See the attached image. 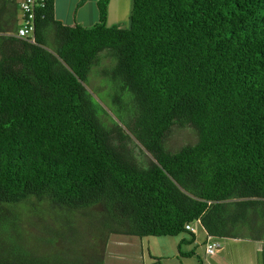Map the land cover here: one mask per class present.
Listing matches in <instances>:
<instances>
[{
  "label": "trees",
  "instance_id": "16d2710c",
  "mask_svg": "<svg viewBox=\"0 0 264 264\" xmlns=\"http://www.w3.org/2000/svg\"><path fill=\"white\" fill-rule=\"evenodd\" d=\"M54 2L32 44L15 35L16 0H0V264H52L7 214L45 202L98 216L107 237L193 241L200 220L214 238L264 241V0H133L128 28L108 25L110 0L91 27L57 21ZM105 51L120 121L86 85ZM176 126L197 142L170 151Z\"/></svg>",
  "mask_w": 264,
  "mask_h": 264
},
{
  "label": "rangeland",
  "instance_id": "374dc122",
  "mask_svg": "<svg viewBox=\"0 0 264 264\" xmlns=\"http://www.w3.org/2000/svg\"><path fill=\"white\" fill-rule=\"evenodd\" d=\"M98 1L100 0H89L90 6L94 7L95 2ZM132 4L133 0H111L108 7L113 11L111 14L109 11V26L118 25L128 28ZM18 19L20 22L19 17ZM108 52L105 51L102 54L99 65L91 71L86 85L94 99L106 112L120 121L121 109L113 101L117 86L111 78L104 75L106 70L115 66V61ZM126 96L130 97V94L127 93ZM125 102L128 103L126 100ZM128 107L132 108V105L128 104ZM102 119L111 125L108 117L104 115ZM197 140V134L192 128L176 126L166 145L170 151L175 152L185 145L196 143ZM130 143L139 157L144 160L152 158V155L142 149L134 137ZM45 203L42 204L44 206L37 205V209L27 204L18 208L14 214L10 212L7 214L12 218L19 216L21 231L19 235L13 233L15 241L26 250H35L39 255L44 254L45 257H50L52 264L66 262L97 264L100 254L106 264H199L200 259L205 258L203 243L206 236L200 225L196 226L197 230H200V233L196 234V244L188 242L183 243L181 247L183 253L194 252V254L182 256L179 246L183 239L190 240L187 233L178 237L139 238L110 234L107 237L108 231L101 225L98 216L53 209ZM36 211H38L37 214ZM214 241L223 247L222 251L221 249L219 251L225 259L238 258L240 245L235 244L233 240L222 238Z\"/></svg>",
  "mask_w": 264,
  "mask_h": 264
},
{
  "label": "crops",
  "instance_id": "0c3cea01",
  "mask_svg": "<svg viewBox=\"0 0 264 264\" xmlns=\"http://www.w3.org/2000/svg\"><path fill=\"white\" fill-rule=\"evenodd\" d=\"M111 1V0H110ZM99 2V1H98ZM98 2H95V6H90L89 0H55L54 2V16L57 21L62 22L66 26L81 25L83 27H91L97 23L99 20V9ZM110 3V2H109ZM109 11L110 14L112 10L108 7V25H109ZM96 15V17H95ZM111 17V16H110ZM93 24V25H92ZM111 26V25H110ZM200 233V230L199 232ZM203 234L206 236L204 239V249L205 243L207 241V235L203 229ZM190 240L183 239L184 243H190ZM218 239V238H217ZM225 239V238H224ZM238 246V258L225 259L221 254L223 247L221 246V251H218L214 256H208L205 253L204 260L200 259L201 264H264V241H252L246 239H231ZM197 240V236H196ZM195 239L192 244H196ZM201 237L199 238V241ZM199 261V264H200Z\"/></svg>",
  "mask_w": 264,
  "mask_h": 264
},
{
  "label": "built area",
  "instance_id": "2783aa9c",
  "mask_svg": "<svg viewBox=\"0 0 264 264\" xmlns=\"http://www.w3.org/2000/svg\"><path fill=\"white\" fill-rule=\"evenodd\" d=\"M47 0H16L20 9V22L16 32V37L24 39L32 44H36V20L37 12L40 7L45 6ZM201 226V221L197 220L194 223L188 224L186 230L197 234L196 226ZM203 228V227H202ZM204 229V228H203ZM207 241L205 243V253L208 256H214L221 249V244L215 242V238L207 233Z\"/></svg>",
  "mask_w": 264,
  "mask_h": 264
},
{
  "label": "clouds",
  "instance_id": "9594fccd",
  "mask_svg": "<svg viewBox=\"0 0 264 264\" xmlns=\"http://www.w3.org/2000/svg\"><path fill=\"white\" fill-rule=\"evenodd\" d=\"M215 239H217V238H215Z\"/></svg>",
  "mask_w": 264,
  "mask_h": 264
}]
</instances>
